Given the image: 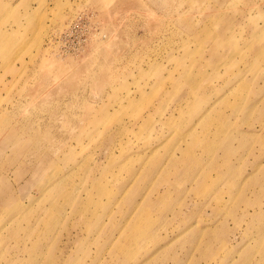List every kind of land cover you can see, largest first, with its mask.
Segmentation results:
<instances>
[{
	"label": "rangeland",
	"instance_id": "374dc122",
	"mask_svg": "<svg viewBox=\"0 0 264 264\" xmlns=\"http://www.w3.org/2000/svg\"><path fill=\"white\" fill-rule=\"evenodd\" d=\"M0 264H264V0H0Z\"/></svg>",
	"mask_w": 264,
	"mask_h": 264
},
{
	"label": "bare ground",
	"instance_id": "6f19581e",
	"mask_svg": "<svg viewBox=\"0 0 264 264\" xmlns=\"http://www.w3.org/2000/svg\"><path fill=\"white\" fill-rule=\"evenodd\" d=\"M56 40H58V41H57L58 43H61V42H62L61 38H60V39L57 38Z\"/></svg>",
	"mask_w": 264,
	"mask_h": 264
}]
</instances>
